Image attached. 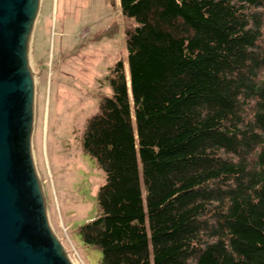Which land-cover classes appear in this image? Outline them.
<instances>
[{
  "label": "trees",
  "instance_id": "obj_1",
  "mask_svg": "<svg viewBox=\"0 0 264 264\" xmlns=\"http://www.w3.org/2000/svg\"><path fill=\"white\" fill-rule=\"evenodd\" d=\"M127 67L88 117L78 228L102 264H264V0H120Z\"/></svg>",
  "mask_w": 264,
  "mask_h": 264
},
{
  "label": "rangeland",
  "instance_id": "obj_2",
  "mask_svg": "<svg viewBox=\"0 0 264 264\" xmlns=\"http://www.w3.org/2000/svg\"><path fill=\"white\" fill-rule=\"evenodd\" d=\"M120 0H42L31 40L36 83L32 148L49 219L74 264H102L78 228L99 213L104 170L82 146L88 117L112 93L119 59L127 67Z\"/></svg>",
  "mask_w": 264,
  "mask_h": 264
},
{
  "label": "water",
  "instance_id": "obj_3",
  "mask_svg": "<svg viewBox=\"0 0 264 264\" xmlns=\"http://www.w3.org/2000/svg\"><path fill=\"white\" fill-rule=\"evenodd\" d=\"M41 1L0 0V264H74L50 222L32 148Z\"/></svg>",
  "mask_w": 264,
  "mask_h": 264
}]
</instances>
